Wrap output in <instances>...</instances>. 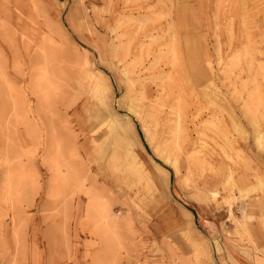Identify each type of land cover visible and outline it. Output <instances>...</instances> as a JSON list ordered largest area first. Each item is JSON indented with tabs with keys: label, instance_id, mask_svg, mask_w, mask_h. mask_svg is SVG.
<instances>
[{
	"label": "rangeland",
	"instance_id": "obj_1",
	"mask_svg": "<svg viewBox=\"0 0 264 264\" xmlns=\"http://www.w3.org/2000/svg\"><path fill=\"white\" fill-rule=\"evenodd\" d=\"M252 194L264 0H0V264H218L190 211L264 230Z\"/></svg>",
	"mask_w": 264,
	"mask_h": 264
},
{
	"label": "crops",
	"instance_id": "obj_2",
	"mask_svg": "<svg viewBox=\"0 0 264 264\" xmlns=\"http://www.w3.org/2000/svg\"><path fill=\"white\" fill-rule=\"evenodd\" d=\"M197 202L195 210L190 211L199 215V221L213 235L215 241L220 244V254L217 256L218 264H264V230L258 220L246 221L247 228L242 224L239 227L229 225L226 219L221 218L220 208L213 209L206 204ZM246 215H254L255 219L264 212V197L260 194H252L246 206ZM226 225L228 229L225 228ZM238 233H243L244 238Z\"/></svg>",
	"mask_w": 264,
	"mask_h": 264
},
{
	"label": "bare ground",
	"instance_id": "obj_3",
	"mask_svg": "<svg viewBox=\"0 0 264 264\" xmlns=\"http://www.w3.org/2000/svg\"><path fill=\"white\" fill-rule=\"evenodd\" d=\"M100 87V88H99ZM101 87H103V88H105L106 89V86L105 85H103V84H99V86H98V93H99V95H101L102 93L104 94V92H102V90H101ZM104 96V95H103ZM137 96V95H136ZM145 96V95H144ZM138 98H140L139 100L141 101V100H143V96H141V97H138ZM135 99V98H134ZM134 99H132V100H134ZM135 100H137V99H135ZM134 100V101H135ZM139 101V102H140ZM144 104V103H143ZM132 106V105H131ZM132 108V107H131ZM137 108V107H136ZM158 108V107H157ZM151 110V109H150ZM153 111H155V110H152V112ZM130 112H132V113H134L135 115H137V117L138 118H140L141 120H142V118H141V111H137L136 109H131L130 110ZM156 112V111H155ZM157 113V112H156ZM145 114H147V113H145ZM147 117V116H146ZM148 118L150 119V121L151 122H153L154 124H155V126L157 125V118H156V114L155 113H151V114H149V116H148ZM144 119V118H143ZM147 121H149V120H147ZM149 121V122H150ZM128 122V121H127ZM130 122V121H129ZM112 123H114V122H112ZM128 124V123H127ZM132 124V123H131ZM150 124H152V123H150ZM113 125V124H112ZM121 125V126H120ZM115 126H117V130L120 132V136L119 135H117V136H119V139H120V137H121V139L123 140L122 142V144H120L121 146H118V147H121V149L120 150H115L116 151V153L114 152L113 153V157H115L116 158V155H120L122 152L124 153V156H125V158L127 159V161H128V165L129 166H131V167H134V166H136L137 168H140V166H141V164L140 165H138V163L136 162V154L127 146V140H126V136H125V128H124V126L122 127V124H119V125H115ZM114 126V128H111L112 130L113 129H115L116 127ZM126 126V125H125ZM133 126V125H132ZM145 125L143 124V127H144ZM152 126H154V125H152ZM126 127H131V126H126ZM145 129V131H144V133H145V138L147 139V141H148V143H152L153 144V137L154 136H152L151 134H150V130H148L146 127H144ZM110 129V130H111ZM132 129V128H131ZM117 131V132H118ZM112 133L114 132V130L113 131H111ZM110 132V134H112ZM114 134V133H113ZM153 134V133H152ZM111 136H113V135H111ZM115 136V135H114ZM174 137V136H173ZM114 138V137H113ZM112 138V139H113ZM116 142V141H115ZM164 142V141H163ZM158 145V146H157ZM155 147H154V151H155V153L159 156V157H161L163 160H165L168 164H170L172 167H174L175 168V170H178L177 169V157H176V153H173L172 151H173V145H171V144H165V145H163V146H160L159 144H157ZM116 146H117V144H116ZM176 149V148H175ZM117 159V158H116ZM123 159V158H122ZM159 171H162L161 169H159ZM136 172V171H135ZM162 173H163V177L165 178V179H167V176H168V173L166 172V171H162Z\"/></svg>",
	"mask_w": 264,
	"mask_h": 264
}]
</instances>
